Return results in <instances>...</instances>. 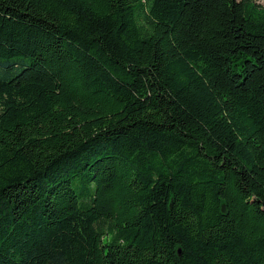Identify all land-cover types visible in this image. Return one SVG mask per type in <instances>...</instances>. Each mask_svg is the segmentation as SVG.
Masks as SVG:
<instances>
[{"label":"trees","instance_id":"16d2710c","mask_svg":"<svg viewBox=\"0 0 264 264\" xmlns=\"http://www.w3.org/2000/svg\"><path fill=\"white\" fill-rule=\"evenodd\" d=\"M0 264H264V6L0 0Z\"/></svg>","mask_w":264,"mask_h":264},{"label":"rangeland","instance_id":"374dc122","mask_svg":"<svg viewBox=\"0 0 264 264\" xmlns=\"http://www.w3.org/2000/svg\"><path fill=\"white\" fill-rule=\"evenodd\" d=\"M255 2L260 6H264V0H255Z\"/></svg>","mask_w":264,"mask_h":264}]
</instances>
